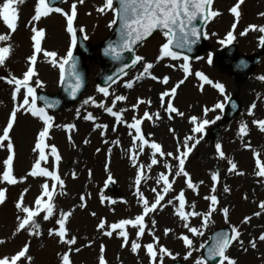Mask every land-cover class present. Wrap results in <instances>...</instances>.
Returning <instances> with one entry per match:
<instances>
[{
  "label": "rangeland",
  "instance_id": "obj_1",
  "mask_svg": "<svg viewBox=\"0 0 264 264\" xmlns=\"http://www.w3.org/2000/svg\"><path fill=\"white\" fill-rule=\"evenodd\" d=\"M36 2L37 0H23V3L18 2L14 5L18 10L14 32H11L0 20V35H9L7 41H0V47L11 48L5 63L0 65V134L7 125L13 107L23 103L24 100V88L17 92V100L15 102L12 100L15 85L8 83V80L13 76L22 79L23 73L29 67L28 57L33 52L32 27L44 30V37L40 41L41 51L37 53L36 61L32 65L35 75L29 80V86L36 95L39 92L46 94L58 92L61 69L57 65L67 56L69 47L72 53L75 51V44L73 45L72 41L77 34L84 39L87 37L85 41L96 48L109 35L114 25L111 23L114 19L113 9H106L103 13L97 11L98 8L103 7L105 0H83V3H80V0H64L56 7H60L69 15L72 5L76 4L73 37V34L67 32L66 17L59 13L53 12L39 21H32ZM237 2L238 0H213L210 10L219 14L206 22L204 38L207 42V50L192 60L188 59L187 77L181 68L184 63L182 56L176 60L170 57L157 59L160 56V47L167 41L164 34L149 38L137 48L135 56H141L143 60L138 61L133 70L106 88L108 96L98 92L95 83L101 61L97 55L87 61L88 88L79 102L61 112L45 111L53 118L51 121L53 126L44 139L45 145L48 146L45 148L47 162L41 161L40 166L53 171L51 146H55L60 156V160L55 164V171L63 181L62 187L58 184L53 190L50 177L28 175L39 158V151H33V148L36 137L43 128V122L23 109L17 112L9 133L13 143L12 174L17 183L9 185L5 181H0V188L5 191V201L0 203V240L4 241L0 244V258L15 255L27 243L29 249L26 256L31 257V260L21 258L18 264H61V257L65 252L69 254L70 264H99L101 255L106 264H150L144 246L153 243L158 255L151 264L174 262L196 264L197 260L203 261L201 246L208 241L215 229L236 227L240 236L228 247L226 255L234 259L236 264H264V242L258 239L264 234V211L259 208V204L264 202V178L255 174L258 171L256 160L259 159L264 164V132L259 130L258 124L253 123L264 120V80L259 79L264 77V55L250 77L242 83L235 82L225 70L222 71L218 65L212 64L213 54L228 44L236 45L239 52L244 55H251L258 50L263 34L259 31V27H264V16L261 15L264 13V0H243L238 8L240 13L238 17L230 11ZM2 3L3 0H0V4ZM233 24L236 25L235 28ZM250 26L256 27L252 29ZM229 32H232L230 42L227 39ZM242 32L245 34L241 35ZM221 41L225 42L222 44ZM45 51L54 52L56 56L45 57L43 54ZM145 63H151L153 67L149 70L150 75L140 77ZM197 72L205 75L213 83L222 84L224 94L221 95L211 84L199 80L196 76ZM152 75L156 76L157 80H152ZM165 76L169 78L167 84L160 83V79ZM181 80L184 82L179 83ZM37 81L40 82L39 85ZM129 82L132 83L131 88L125 86ZM177 85L179 86L176 93L171 94L170 90ZM199 86L202 87L201 90H198ZM166 91L169 92V96L165 97V102L156 103L157 98L160 100V94ZM151 92L153 95L148 100V94ZM117 95H123L126 99L113 104L112 101ZM230 96L238 98L241 110L232 121L222 123L221 115ZM89 98L95 103L85 104L84 101ZM31 99L29 97V101ZM138 99L148 103L140 104L133 109L132 106ZM168 100L172 101L173 107L178 112L183 113L182 116L165 111ZM100 103L112 107L114 111L123 109L122 119L126 123H131L134 116L142 117L145 111L162 116L159 118L160 121L154 120L155 117L152 120H143L142 134L149 142L160 144L163 153L173 155L158 156V163L149 168L151 150L145 148L144 152L139 153L136 156L137 166L142 168V177H144L139 185L135 184L137 166L129 160V156L134 154L129 132L134 134V130L128 129L125 123L117 124L114 117L97 106ZM152 103H156L155 106ZM217 103L224 105L222 110L215 109ZM36 106L41 107L37 102ZM205 109H209L207 114ZM87 114L93 115L95 119L84 120L83 117ZM217 116L220 117L218 120ZM192 117L214 121L205 127L203 133H194L195 137L200 139V143L185 160V171L196 186V192L187 188L183 176L175 175L178 161L174 159L180 154L177 148L180 152L183 151L185 136L181 137L182 129H192L194 126L191 123ZM151 122L156 124L151 125ZM68 124L74 125V129L66 130L64 126ZM98 124L107 125V128H95ZM114 124L117 126L115 132L112 131ZM241 124L247 127L244 136L239 133ZM214 127L216 133L213 137H209V131ZM102 131L105 133L103 136L100 134ZM192 142L189 141V145ZM217 143L221 145L224 158H220L216 153ZM0 144L4 145L0 147V174H2L3 161L8 155L7 141ZM253 153H256V156ZM203 158L206 166L200 164ZM229 160L237 166L234 172L228 171ZM165 163L171 167L166 169ZM105 164H108V170H105ZM213 172L218 175L215 192H212ZM109 174L115 181L109 183L112 186L111 190L107 188L109 184L105 186L104 183ZM161 174L169 177L172 190L164 194L165 199L161 201L163 207L158 206L155 211L145 216L144 234L137 240L136 229L126 226L129 236L124 247H121L124 243L122 237L115 233L110 237L103 235V231L110 230L109 225L121 219H134L141 214L142 205L138 200L137 189L149 203L154 201L156 194L162 192L163 182L157 183V178ZM45 183L49 185V190L53 191L51 202L54 206V215L47 221L43 219V213L36 218L39 236H30L27 228L16 233L18 217L23 216V213L16 209V202L21 200L23 206L33 207L36 197L41 194V185ZM225 187L229 188L228 192L224 191ZM153 189L156 191L154 192ZM181 190L184 191L185 196L184 211L199 214L189 216L186 223L196 228L202 235H193L189 232L188 228L184 227L185 221L175 214L179 202L173 198ZM208 195L217 196L218 203L214 206L217 210L211 213L206 226H202L204 214L210 204V201L204 199ZM81 196L84 197L83 201ZM102 196L105 198L103 203H101ZM43 199L47 201V197ZM168 200H173V203L168 204ZM82 203L83 207H81ZM225 208L228 209L227 216L222 211ZM63 212L70 213L66 222V239L75 238L76 242L72 245L64 244L58 237L48 235L49 229H58L56 219ZM257 212H260L259 216L254 215ZM245 217L250 218L249 223H242ZM101 220L105 222L103 230L98 228ZM166 229L169 230L167 235H165ZM153 236L157 239L153 240ZM181 236H187L192 241L191 248L185 247L180 239ZM132 241L141 245L136 253L131 251ZM250 241L256 243L255 249L251 247ZM102 246L103 252H101ZM161 246L171 255L161 257L159 254ZM189 252L191 255L185 259ZM203 264L206 263L203 261ZM223 264H226V261Z\"/></svg>",
  "mask_w": 264,
  "mask_h": 264
},
{
  "label": "snow or ice",
  "instance_id": "obj_2",
  "mask_svg": "<svg viewBox=\"0 0 264 264\" xmlns=\"http://www.w3.org/2000/svg\"><path fill=\"white\" fill-rule=\"evenodd\" d=\"M23 3V0H3V3L0 4V20L3 21V23L7 26L11 32H14L17 26V20H18V10L14 6L17 3ZM80 3H83V0H80ZM119 8L115 9L113 7L114 0H105V3L103 7L98 8L97 11L103 13L106 9H113L115 13V17L112 20V24L117 23V19L120 23V50H132V45H135L137 42L145 39L148 37L153 30L155 29H161L166 30L164 32V35L167 37V42L164 43L160 47V56L157 57V59H161L163 57H170L173 60L179 59L180 54L176 51H173V47L175 48H188V50H191V45L195 44L199 38L198 30L195 26H193V21L197 19H203V20H210L213 17L217 16L219 13L216 11L210 10V6L213 3V0H118ZM243 3V0H238L236 6L232 7L230 9L231 13L238 17L240 15L238 8L240 7V4ZM59 13L61 15H64L67 20V32L69 34H73L74 37V30H73V20L76 17V4H73L71 7V14H67L64 12L63 9L60 7H54L52 0H37L35 9H34V15L32 16V21H39L42 17H47L50 13ZM262 16H264V13H261ZM111 26V25H110ZM235 24H233V28H235ZM256 26H250V28L255 29ZM179 29V38H176V29ZM33 35L31 36L32 40V48L33 52L30 57H28L29 67L27 68V71L23 73L22 79H17L14 76L11 77V79L8 80V83L14 84L15 88L12 91V100L15 102L17 100V92L24 88V100L23 103L19 104L18 106H14L12 109V112L7 120V125L3 127L2 134H0V142L7 141V158L3 161L4 169L3 173L0 174V181H5L7 184L12 185L17 183V180L14 178L12 174V161H13V143L11 142L9 138L10 129H12L14 120L16 117V114L18 111L23 109V111L30 113L33 117H38L40 121L43 122V128L39 132V134L36 137L35 147L33 148V151H39V158L36 160V162L32 166V170L28 173V175L36 177H50L52 180V189L54 190L56 186L59 184L61 187L63 186V181H61L56 174L55 171V164L60 160V156L57 153V149L55 146H51V154L53 157V171H49L46 168H43L40 166L41 161L47 162V156L45 154V148L48 147L44 143V139L49 134V129L53 126L51 124L52 117L47 115L45 112L44 107H37L36 106V97L35 93L32 87L29 86V80L34 73V69L32 65L36 61L37 53L41 51L40 41L44 37V30L43 29H37L36 27H32L31 29ZM83 31V29H81ZM259 31L261 33H264V27H259ZM245 33H241V35H244ZM9 39V35H0V41H7ZM87 39V37H85ZM228 41L230 42L232 39V32L228 33L227 36ZM225 41H221L223 44ZM73 45L75 44V38H73L72 41ZM261 44H264V37L260 40ZM11 52L10 47H0V65H3L5 63L6 58L8 57L9 53ZM112 53L113 55L117 54L116 48L109 46L108 49H106V54ZM45 57H55L56 53L54 52H47L44 53ZM72 59V49L69 47L67 56L62 60V62L57 65L61 69V80L64 79V66L69 63V61ZM184 63L181 65V68L185 74V77L189 74V65H188V57L183 56L182 57ZM209 62H211V56H209ZM143 57L141 56H135L132 63L135 65L138 61H142ZM171 66V65H169ZM153 67L151 63H145L143 65V72L140 74V77H143L145 75H150L149 70ZM69 75L72 77V79L75 81L73 85H71V91L74 94L76 91L79 90L81 87V80L79 74L76 72V65L73 61L69 67ZM196 76L199 78V80L203 81L204 83L211 84L213 88L218 90L221 95L224 94V86L219 83H213L211 80H209L205 75H203L200 72L196 73ZM140 77H137L139 79ZM111 79V78H109ZM152 80H157V77L152 75ZM168 77L165 76L162 79H160V83L167 84ZM259 79L264 80V77H260ZM184 81L181 80L179 83H183ZM37 85L40 84L39 81L36 82ZM128 88L132 87V83L129 82L125 85ZM179 85L174 86L170 91L171 94L176 93V89ZM98 92L103 93L105 96H108V91L106 88H98ZM169 96V92H162L160 94V101L163 104L165 102V97ZM29 97H31V101H29ZM41 99H44L41 97ZM126 99L123 95H117L115 96L114 100L112 101L113 104H115L117 101H124ZM95 103V101H92V98H89L84 101L85 104L88 103ZM148 103V101H144L141 99H138L136 104L132 106L133 109H136L138 105ZM52 104H46V107H53ZM100 108H103L104 111L111 117L115 118V121L117 124L119 123H125L126 127L130 130H134V134L132 132H129V135L131 137V142L133 145V151L134 154L129 156V160L134 166L138 165V161L136 159V156L139 155V153H142L145 151V148L151 150L152 158L151 162L148 165L150 168L152 165H156L158 163V156H172V153H163L161 145L155 142H149L145 139L144 134H142L141 124L143 120H152L154 117L159 118V116L155 113L150 114L149 112L145 111L142 117H133L131 123H126L122 119V112L124 111L121 109L120 111H114L112 107H109L103 103H100L97 105ZM224 105L221 103H217L215 105V109H223ZM254 107V105H253ZM166 112L169 113H176L177 115L182 116L183 113H180L177 111L175 107H173V103L171 100L167 101V107L165 108ZM205 114L209 111V109H205ZM79 114V113H78ZM249 114H252V109H249ZM220 117L217 116L216 119L218 120ZM86 121H92L95 119V117L91 114H87L83 117ZM171 119V117H169ZM191 123L194 125L191 129L193 133H203L205 130V127L210 124L214 123V121H210L208 119L198 120L196 117L191 118ZM254 124H258L259 130L261 132H264V120L260 121H253ZM66 130L74 129V125L68 124L64 126ZM95 128H107V125L98 124L95 125ZM94 128V130H95ZM116 125L114 124L112 126V131L115 132ZM170 131H172L170 129ZM239 133L241 136H244L247 133V127L246 125L241 124ZM101 136H103L105 133L102 131ZM202 138V137H201ZM70 139V137H69ZM189 141H193L189 145ZM118 143V142H114ZM200 143V139H198L195 136H186L184 139V147L183 151L180 152V149L177 148V151L180 153L179 155H176L174 159L178 161L177 170L175 175L176 176H183L185 178V184L188 189H191L193 192H196V186L191 182V179L189 177V174L185 171L184 165L185 160L188 158L189 153L192 152V150L197 146V144ZM3 144H0V147H3ZM215 150L217 155L220 158H224V153L221 150V145L217 143L215 145ZM99 151V149H97ZM254 156H256V153H253ZM229 172H234L236 170V164L233 163L231 160H229ZM164 167L166 169L170 168L171 166L168 163L164 164ZM256 168L258 171L255 173L258 177L264 178V164L261 163L259 159L256 160ZM105 170H108V164H105ZM243 174V173H238ZM142 168L137 166L136 174H135V184L139 185L142 180ZM218 180L217 173L213 172L211 174V181H212V192H215L216 190V183ZM163 182V188L162 192H158L155 196V199L153 202L149 203L147 199L144 198L142 194L139 193V189H137V195L138 200L142 205V212L141 214L135 216L134 219H121L117 223H113L109 225L108 227L110 230L103 231V235L105 236H112L114 233L118 235L119 237H122L124 240V243L121 244V247H124L128 242V236L129 233L126 231V226H131L133 229H136V237L137 240L144 234L145 232V216L149 214L150 212L155 211L158 206L163 207L161 205V201L165 199L164 194L169 193L172 190V183L169 180V177L161 174L157 178V183ZM115 183L112 176L109 174L107 179L105 180V186H107L109 183ZM202 183V182H201ZM155 192L156 189H153ZM225 192L229 191V188H224ZM43 197H47V201L43 199ZM53 199V191L49 190V185L47 183L41 185V194L36 197L34 206L33 207H26L23 206L22 201L18 200L15 204L16 209H18L20 212L23 213L22 217H18V225L15 229L16 233H19L23 229L29 230V235H40L39 231V225L36 222V218L43 213V219L45 221L49 220L50 217L54 215V206L52 204ZM104 197H101V203L104 202ZM174 200L179 202V207L176 210V215L179 216V218L182 221H185L184 227L188 228V231L191 232L193 235H202L201 232H198L196 228L190 227L186 221L189 216H195L199 215L196 212H185V196L184 191L181 190L180 193L173 198ZM205 200L210 201L208 211L204 214V219L202 222V226H206L207 221L213 211H216L215 205L218 203L217 196L216 195H208L204 197ZM84 200V197L81 196V201ZM5 201V191L3 188H0V203H3ZM111 203H114V201H110ZM168 204H172L173 200H168ZM83 203L81 204V207H83ZM259 208L261 211H264V202H261L259 204ZM224 215L227 216L228 209L225 208L222 210ZM94 215V213H93ZM254 215L259 216L260 212L255 213ZM70 216V213L63 212L61 213L60 217L56 219V224L59 225L58 229H49L48 235L49 236H55L59 238V241L72 245L75 244V238L72 239H66V222L68 217ZM250 218L245 217L242 223H249ZM153 224H155V221H153ZM105 227V222L103 220L100 221V224L98 225V228L103 230ZM169 230H165V235H167ZM15 234V233H14ZM240 236V232L236 227L231 228V233H220L216 237L214 243L208 248L207 252V258L212 259L215 257H218L220 261L225 262L226 264H236V261L234 259L229 258L226 255V251L228 247L232 244L233 241H237ZM157 238L153 236V240H156ZM180 239L183 241L185 247L191 248L192 241L187 236H181ZM258 239L262 242H264V234H261ZM4 243L3 240H0V244ZM242 243V242H241ZM250 245L253 249L256 248V243L250 241ZM141 247L139 243L136 241L131 242V251L133 253H136L137 250ZM147 252L148 257L150 258V264L153 260L156 259L158 253L156 250H154L153 243H148L144 246ZM203 247V245L201 246ZM29 245L26 243L24 246L13 256L11 257H3L0 258V264H18V261L21 260V258H26L28 260H31V257H27L26 254L28 252ZM78 251V249H77ZM103 246L101 247V252H103ZM247 251V249H245ZM159 254L161 257L163 256H170L171 253L168 252V250L164 247H159ZM188 255H191L189 252L185 259L188 258ZM175 259V257H173ZM61 264H70V258L68 252H65L61 257ZM99 264H106L105 259L103 255H101L99 259ZM196 264H203V261L197 260Z\"/></svg>",
  "mask_w": 264,
  "mask_h": 264
},
{
  "label": "water",
  "instance_id": "obj_3",
  "mask_svg": "<svg viewBox=\"0 0 264 264\" xmlns=\"http://www.w3.org/2000/svg\"><path fill=\"white\" fill-rule=\"evenodd\" d=\"M62 0H52L53 6L60 3ZM117 9L119 8L118 0H115ZM205 20L203 19H197L193 21V26H195L198 30L199 38L195 44L191 45V50L189 51L188 48H174V50L185 53L189 56L196 55L199 51L203 50L205 48V43L202 40V28L204 26ZM156 31H166L161 29H155L152 33ZM151 33V34H152ZM176 38H179V29H176ZM150 34V35H151ZM149 35V36H150ZM121 33H120V23L117 19L116 25L111 30V34L107 40H105L103 43L100 44V54L99 57L103 61V67L101 70V73L99 74L97 81L99 84V87H106L110 83H112L114 80L122 76L125 72H127L132 66H133V52L135 48L140 45L145 39L137 42L135 45H132V50H120V39ZM148 36V37H149ZM109 46H112L116 48L117 54L113 55L112 53L106 54V49L109 48ZM261 52L264 53V44H261L260 46ZM93 50L85 44V42L82 40L80 36L77 38V52L72 55V59L69 61V63L64 68V79L62 80L61 89L58 95L54 96H48L46 94H38L37 99L38 101L47 109L51 111H59L67 106L74 104L78 101L82 93L86 89L87 85V71L86 67L84 66V61L88 57H92ZM260 60V56L254 55L252 57H243V56H237L235 53V48L230 47L224 52H221L217 55L216 61H222L224 65L227 66L228 69L232 70V74L237 77V79L244 80L248 77L251 70L258 64ZM75 62L76 65V72L80 76L81 80V87L78 91H76L74 94L71 91V85L75 83V81L72 79V77L69 75V67L72 62ZM234 71V72H233ZM111 78V79H109ZM43 97L44 99H41ZM46 104H52L53 107H46ZM239 110V102L236 98H231L228 101V112L224 115L223 120L228 121L232 119ZM220 233H231V231L228 228L225 229H219L214 231L209 239V242L203 247V259L205 262H208L209 264H216L220 261L218 257L208 259L207 258V252L208 248L214 243L216 237ZM180 264V263H175Z\"/></svg>",
  "mask_w": 264,
  "mask_h": 264
},
{
  "label": "bare ground",
  "instance_id": "obj_4",
  "mask_svg": "<svg viewBox=\"0 0 264 264\" xmlns=\"http://www.w3.org/2000/svg\"><path fill=\"white\" fill-rule=\"evenodd\" d=\"M201 89H202V87L199 86V87H198V90H201ZM152 95H153L152 92L149 93L147 99L150 100L149 98L152 97ZM154 96H155V94H154ZM152 101H154V100H152ZM159 102H160V100L157 98L156 103H159ZM156 103H154V104L152 103V104L155 106ZM159 118H162V116H159ZM159 118H158V119H157V118H154V120H159ZM159 121H160V120H159ZM152 124H156V123H152V122H151V125H152ZM116 128H117V126H116ZM179 128L182 129L181 125H179ZM183 136H185V137H186V136H195V134L191 131L190 128H186V129H182L181 137H183ZM185 137L183 138V140L185 139ZM203 159H204V158H203ZM203 159L200 160V164L203 165V166H206V165H205V159H204V160H203ZM204 172H206V170H204Z\"/></svg>",
  "mask_w": 264,
  "mask_h": 264
}]
</instances>
